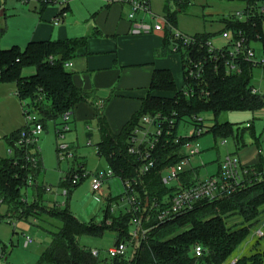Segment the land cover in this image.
Masks as SVG:
<instances>
[{
    "label": "trees",
    "instance_id": "1",
    "mask_svg": "<svg viewBox=\"0 0 264 264\" xmlns=\"http://www.w3.org/2000/svg\"><path fill=\"white\" fill-rule=\"evenodd\" d=\"M41 1V0H39ZM246 4L244 11L250 12L246 22L232 17L222 20L224 30L243 31L249 42L260 41L264 47L262 29L264 13L260 12V1L238 0ZM45 5V3H43ZM189 2L177 3L179 10ZM65 10H68V5ZM169 25L177 27V12L170 13ZM172 32H168L163 46V54L172 52ZM204 40H211L210 34H197ZM81 42L44 41L32 42L21 50L18 47L0 49V83H14L17 96L26 102L30 110L42 116L41 122L57 121L66 113L73 114L76 107L88 101V97L74 82L66 64L72 60ZM59 57L62 59L59 60ZM52 59V60H51ZM183 69L184 58L182 57ZM27 68H35L36 73L24 77ZM210 68V67H209ZM253 65L245 63L241 74H228L227 69L219 72L209 69V97H187L177 88L170 70H155L148 96L143 100L141 111L119 134H113L98 110L99 128L102 141L98 144V154L106 159L108 165L124 184L133 182V188L140 205L139 212L130 206L126 214L112 215L111 205L106 211L105 221L101 225L93 222L82 223L69 209L48 208L42 204L48 188L39 182L43 170L38 154L33 153L36 145H21L17 142L21 131L14 133L9 142L13 155L1 161L0 166V208L7 209V215L0 214V220L25 219L31 216L40 218L46 214L61 221L59 232L52 233L51 245L43 252L38 264H226L235 251L249 238L251 227L257 223L264 212V170L260 166L248 168L249 175L240 183L237 191L220 200H203L189 212L179 214L170 221L161 223L158 214L170 205L175 188H167L162 177L166 168L177 165L182 160L180 146L173 143L160 147L156 154L157 163L146 175L140 172L139 158L129 154L130 139L142 117L162 114L175 120L177 133L181 122H188L197 129L203 127L200 116L213 113L218 118L223 113L251 111L264 107V98L252 94ZM186 83V80H185ZM196 86V83L194 84ZM153 92L171 93L172 97L156 96ZM190 121V122H189ZM234 126L229 122L218 121L207 129L221 135L223 139L234 138ZM36 158L32 162V158ZM83 169L73 171L64 179L67 188L77 186L83 179ZM75 174L81 176L77 184L72 180ZM194 173L185 172L183 181L190 185ZM33 190V202L24 199L23 192ZM69 195V192H68ZM111 203V201H109ZM158 204L159 207H155ZM150 219L146 221V218ZM240 216L243 227L234 229L227 225L226 219ZM11 221V222H12ZM141 221L142 228L134 235L129 228ZM111 230L116 234V243L135 246L133 257H117L111 260L95 256L91 249L79 244L83 235L97 236ZM145 232V233H144ZM196 246L204 249L200 258L194 256ZM235 264H264V251L237 259Z\"/></svg>",
    "mask_w": 264,
    "mask_h": 264
},
{
    "label": "rangeland",
    "instance_id": "2",
    "mask_svg": "<svg viewBox=\"0 0 264 264\" xmlns=\"http://www.w3.org/2000/svg\"><path fill=\"white\" fill-rule=\"evenodd\" d=\"M179 1L189 2V4L186 5L183 10H179L177 6ZM106 2L109 1L90 0V4H85L84 0H57L55 3L50 0L46 8L58 10L60 13L63 4L69 3L70 10L67 12V17L62 23L68 24L69 20L72 19L71 17L74 16L78 17L79 20L84 17L90 20L91 14H93L91 11L107 5ZM14 4H19L23 9L29 12H40L42 9L41 3L36 0H31V2L27 4H23L19 0H0V7H2L0 8V12L4 7L7 8L6 16L3 17L0 15V22H5V20L8 21L10 19V26L13 33L22 23V21L17 20V14H15L17 7H15ZM150 4L152 13L155 17H153V15L144 16V14L141 13L137 15V17L142 19L147 25L155 26L159 24L168 32L172 30V34H176L177 32L187 36H195L203 33L210 34L211 41L217 49H223L228 46V41L222 37V32L224 30L222 20L232 13L242 11L246 8V4L238 0H150ZM124 5L127 6V8L129 7L127 4ZM259 5L261 8H264V0L260 1ZM167 8L170 13L177 12V27H172V29L168 26L166 21L168 15ZM128 11L130 12V7ZM24 26H26V24ZM25 47L22 49L24 50ZM3 50L6 49L4 48ZM156 56L158 58L168 56L172 66L180 67L182 75L178 77L176 74L175 79L178 88H183L185 85V77L181 54L168 52L165 55L158 50ZM30 69L32 68H27L26 70L28 71ZM251 84L253 85V80ZM153 93L156 96H173L171 93ZM21 107L22 105L17 97L15 84L1 83L0 166L1 161L12 156L9 154L10 147L6 141V137H9V133L12 131L17 129L25 130L30 126ZM37 116L39 123L42 116L39 114H37ZM227 116V113H223L218 120L213 113H204L200 116L203 126L201 127L202 136L197 138L196 141L200 146V154L193 158L192 162L185 167V172L194 173L197 179L202 180L216 176L219 163L224 161L229 154H233L231 153L234 144L232 138L225 140L218 133L215 134L207 129L208 127H212L217 121L219 123L226 121ZM232 116L233 115H230L231 118ZM43 125L44 130L39 134L37 145L33 149L35 154L39 152L44 165L39 175V182L45 184L49 189L43 196L42 204L51 209L54 207H59L61 210L69 209L75 217L85 224L93 222L97 225H101L105 221L109 204L111 205L113 216L118 217L121 214H126L127 209L130 208V203L126 196L124 183L120 178L113 177L107 180L101 192L93 193L92 191V174L109 172L111 169L106 159L100 158L97 155V145L101 142L98 122L92 120L89 121L87 125L91 127L93 133L90 140L91 145H88L89 137L85 122L75 121L73 115L70 116L68 122L70 131L65 133L63 138L57 137V131L63 130L64 127L62 117L55 122L48 121ZM196 132H198V130H196L194 126L188 122H181L177 135L179 137H192ZM225 141L226 144L223 143ZM63 144L70 147L72 157H68L67 155H65L63 159L60 157L58 149ZM232 156L236 155L233 154ZM82 168L85 172V177H83L81 183L70 188L65 187L62 180L66 179L73 171H78ZM66 190L70 192L68 196L64 195ZM23 195L24 199L29 203L33 202L34 197L32 189L24 191ZM109 199L111 203H109ZM0 214L5 217L7 215V209L5 207L0 208ZM5 220L8 221V219ZM226 222L229 227L234 229L243 227L244 225L243 219L240 216L229 217L226 219ZM10 223L12 230L16 232L14 235L12 234L8 242L0 240V245L5 247L7 253L6 257H2L0 254V264H38L43 252L46 251L52 243V233L59 232L62 227L61 221L46 214H42V216L37 219L33 216L28 220L13 219ZM3 224H6V222H3ZM137 229L138 227L136 224L131 225L129 234L134 235ZM258 230L261 232V236L257 232ZM25 235L30 236L34 240V243L29 247H25ZM78 241L81 246L91 249L93 252H99L101 259L111 260L109 250L113 248L116 243V234L114 231L106 230L97 236H80ZM260 251H264V212L257 223L251 227L248 240L235 251L226 264H235L237 258L251 256ZM134 253L135 246L129 244L126 256L131 258ZM6 258L8 260H5ZM234 260L236 261L233 262Z\"/></svg>",
    "mask_w": 264,
    "mask_h": 264
},
{
    "label": "crops",
    "instance_id": "3",
    "mask_svg": "<svg viewBox=\"0 0 264 264\" xmlns=\"http://www.w3.org/2000/svg\"><path fill=\"white\" fill-rule=\"evenodd\" d=\"M36 1L42 5L40 12H29L19 4H14L17 7V11H15L17 20L22 21L14 33L11 30L10 19L0 22V49L18 47L23 50L22 48L32 42L50 40L81 42L74 57L68 62L70 66L66 68L72 74L75 86L86 94L88 101L79 104L72 115L75 121L85 122L86 126L89 121L96 120L101 141L98 110L103 115L109 130L113 134L119 135L134 116L141 111L143 100L150 92L149 88L155 70H170L175 82L176 74L181 77L182 70L180 67L172 66L168 56L164 58L156 56L158 50L163 52L168 31L154 32L149 36H133L131 23L128 19L129 7L127 8L122 0L106 2L107 5L100 9H93L90 20L85 19L86 17L79 20L74 16L71 17L68 24H62V22L60 25L55 24V20L59 16L58 10L47 9V4L44 5L39 0ZM84 2L90 4V0H84ZM69 10L68 3L67 12ZM6 11L7 8L4 7L0 15L6 16ZM229 16L225 18H229ZM262 29L264 32V21ZM251 47L256 58L259 61H264L262 43L260 41L251 42ZM252 72V87L260 90L263 93L260 97L264 98V64L253 67ZM35 73V68L28 71L25 69L23 76L31 77ZM15 88L17 92L16 84ZM19 101L22 105V101L20 99ZM21 108L23 111V106ZM227 115L226 121L221 123L229 122L234 126L236 133V136L232 138L234 144L231 153L238 157L243 167L261 166L264 170V107L251 111L229 112ZM230 115H233L232 118ZM18 131L22 132L23 130L12 131L9 133V137H6L10 151L13 146L9 139ZM87 131L90 142L93 135L91 127L87 126ZM223 143L226 144V141ZM37 154L39 155V152ZM97 155L99 156L98 148ZM39 158L42 167H44L41 155ZM222 163L223 161L219 163L217 175L221 171ZM194 178H196L195 175L192 179ZM62 183L66 184L64 179ZM109 201L111 200L109 199ZM2 221L6 224H3ZM10 222V220H0V240L8 242L12 234H15L16 231L12 230ZM257 232L260 236L262 235L259 230ZM0 249V254L6 257L5 247L0 245Z\"/></svg>",
    "mask_w": 264,
    "mask_h": 264
},
{
    "label": "built area",
    "instance_id": "4",
    "mask_svg": "<svg viewBox=\"0 0 264 264\" xmlns=\"http://www.w3.org/2000/svg\"><path fill=\"white\" fill-rule=\"evenodd\" d=\"M20 1L29 3L31 0ZM108 1L113 2L112 0ZM122 1L130 7L128 19L131 23L132 35H150L154 32L165 31L161 25L156 24L155 26H150L137 17L140 13L144 14V16L153 15V17H155L151 10L150 0ZM40 2L48 4L50 0H41ZM51 2L55 3L57 0H51ZM65 5L67 6L68 3L63 4L62 10L55 20L56 25H60L67 17ZM260 12L264 13V8H261ZM229 17L240 22H246L250 18V12L244 10L237 11ZM166 21L168 26H170L167 18ZM170 27L172 29V26ZM172 35L173 43L171 47L173 53H180L184 58V77L186 83L182 90L187 97L199 95L200 97L206 98L210 96L207 74L211 68L219 73L222 68H225L228 74H241L242 66L245 63H251L253 67L264 64V61H259L256 58L255 52L251 47V42H249V39L243 31H223L222 37L228 41V46L223 49H217L211 40H204L196 36H187L179 32ZM69 66L70 64L67 63L66 67ZM195 83L196 86H194ZM252 94L256 96L263 95V93L255 87H252ZM22 106L24 115L30 126L20 133L17 145H37L38 136L43 132L44 125L41 120L38 123L37 114L28 108L29 106L26 105V102H22ZM71 115L70 113H66L62 117L64 127L63 130L57 131V137L63 138L65 133L70 131L68 122ZM174 122V118L162 114L154 116L146 115L142 117L139 126L136 127L131 136V145L128 150L129 154L139 158V161L142 163L140 172L142 175H146L156 166V154L160 147L165 148L173 143L181 148V162L166 168L163 173V184L167 188H175L176 191L170 200L169 207L163 208L157 216L158 221L161 223L170 221L179 214L193 210L195 205L203 200L215 201L234 194L239 184L244 182L250 171L247 167L241 165L238 157L229 155L223 161L221 171L218 175L209 177L205 180L194 178L190 185H186L182 178L185 173V167L192 162L193 158L200 154V146L196 141L197 138L202 136V132L201 128H199L197 129L198 132L194 133L192 137H179L175 132L176 126ZM89 145H91V142H89ZM58 152L62 159L65 155L72 157L70 147L66 144L61 145ZM10 154L13 155V150L10 151ZM35 160V157L32 158L33 163ZM82 177H85V173ZM113 177L114 172L112 169H110L109 172L92 174V191L95 193L100 192L104 183ZM80 179L81 176L75 174L72 183L77 184ZM133 184L134 183L130 181L124 184L126 196L128 197L132 210L134 212H139L140 205ZM64 195L68 196L67 190L64 192ZM1 205L2 200L0 199V207ZM155 207L157 208L159 205L156 204ZM149 219L150 216L146 218V221ZM136 225L138 227L137 231L141 230V221H137ZM33 243L34 240L30 236L25 235V247H29ZM127 248L128 245L126 243L115 244L114 247L109 250V255L111 258L124 257L126 256ZM93 254L97 256L99 252L95 251ZM203 254L204 249L201 246H196L194 256L200 258Z\"/></svg>",
    "mask_w": 264,
    "mask_h": 264
},
{
    "label": "water",
    "instance_id": "5",
    "mask_svg": "<svg viewBox=\"0 0 264 264\" xmlns=\"http://www.w3.org/2000/svg\"><path fill=\"white\" fill-rule=\"evenodd\" d=\"M62 58L61 57H59V60H61Z\"/></svg>",
    "mask_w": 264,
    "mask_h": 264
}]
</instances>
